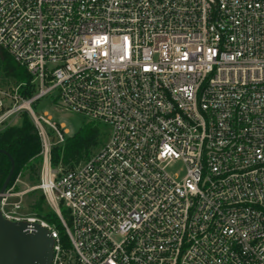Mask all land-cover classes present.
<instances>
[{
  "label": "built area",
  "instance_id": "obj_1",
  "mask_svg": "<svg viewBox=\"0 0 264 264\" xmlns=\"http://www.w3.org/2000/svg\"><path fill=\"white\" fill-rule=\"evenodd\" d=\"M0 50L31 75H0V131L31 116L67 243L23 193L0 210L50 231V264H264V0H0ZM53 91L103 127L73 166L32 107Z\"/></svg>",
  "mask_w": 264,
  "mask_h": 264
},
{
  "label": "trees",
  "instance_id": "obj_2",
  "mask_svg": "<svg viewBox=\"0 0 264 264\" xmlns=\"http://www.w3.org/2000/svg\"><path fill=\"white\" fill-rule=\"evenodd\" d=\"M0 75L16 83L31 80L27 69L17 63L5 50H0ZM32 93V90L23 92L25 95ZM20 116H22L20 125H9L0 131V189L11 168L10 158L5 152L12 156L15 165L7 189L11 188L18 177H24L26 174L32 181L39 180L40 177L41 139L28 113L23 112ZM103 138V127L94 121H86L75 134L66 138L64 144L53 147V165L73 166L89 158L93 151L100 147ZM44 202L45 196L42 194L41 198L33 204L34 212L54 225L62 241L67 243V235L59 216L50 205V208L46 207ZM63 213H65L64 210Z\"/></svg>",
  "mask_w": 264,
  "mask_h": 264
},
{
  "label": "water",
  "instance_id": "obj_3",
  "mask_svg": "<svg viewBox=\"0 0 264 264\" xmlns=\"http://www.w3.org/2000/svg\"><path fill=\"white\" fill-rule=\"evenodd\" d=\"M1 151V150H0ZM1 189L0 204L14 172V160ZM54 238L50 231L36 223L32 229L25 221L6 219L0 210V264H50L53 258Z\"/></svg>",
  "mask_w": 264,
  "mask_h": 264
},
{
  "label": "rangeland",
  "instance_id": "obj_4",
  "mask_svg": "<svg viewBox=\"0 0 264 264\" xmlns=\"http://www.w3.org/2000/svg\"><path fill=\"white\" fill-rule=\"evenodd\" d=\"M2 81L9 82L5 78H3ZM55 95L56 93L55 91H53L52 96L49 95L47 97L41 98L40 100L35 102L32 107L37 114L47 113L55 123L62 125L66 131L65 133L66 137L72 136L82 127V125L86 121H88V119L79 113L67 111L65 109H61L60 107H58V105H56L54 101ZM21 122H22V116L18 115V116L13 117L12 120L5 127L9 125H13V124L20 125ZM52 139L55 141L57 140L56 137ZM104 141H105V138H103L102 143H104ZM39 164L42 167V161ZM41 167H40V174H41ZM63 167H67V166L63 165ZM182 168H183V165L180 162H178V163H175L171 167L170 170L172 172L180 173ZM39 180H40V177H39ZM39 180L32 181L28 179V174H26L24 177H18L13 183V185L11 186V189L14 192L23 193V195L21 194L22 199H23V204L28 211H32V212L35 211V209L33 208V204L36 201H38L43 194L41 190L35 188ZM43 204L46 207L50 208L46 198Z\"/></svg>",
  "mask_w": 264,
  "mask_h": 264
}]
</instances>
